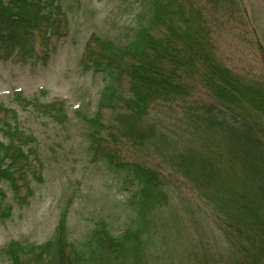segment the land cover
<instances>
[{"label":"trees","instance_id":"1","mask_svg":"<svg viewBox=\"0 0 264 264\" xmlns=\"http://www.w3.org/2000/svg\"><path fill=\"white\" fill-rule=\"evenodd\" d=\"M223 1L227 7L236 4ZM141 3L145 11L131 40L118 44L92 34L82 58L83 69L104 82L94 117L85 118L92 129L89 151L95 161L124 176L125 204L133 216L120 234L102 222L78 244L70 238L68 211H62L45 244L13 240L2 249L11 264H161L158 247L164 242L158 229L170 212V179L158 166L125 160L119 148H105L106 110L119 124L121 145L125 141L163 156L215 215L216 241L206 232L196 240L194 232L185 231L179 264H264V70L246 77L220 59L198 0ZM68 32L60 0H0L5 59L31 52L38 38L47 45ZM16 96L26 105H41L20 92ZM55 105L64 110L63 101L50 107ZM159 110L177 114L179 131L157 128ZM0 136L3 218L12 207L3 186L23 203L33 196L32 179H42V162L35 136L21 126L17 110L4 104ZM200 226L197 221L196 229L203 231Z\"/></svg>","mask_w":264,"mask_h":264},{"label":"rangeland","instance_id":"2","mask_svg":"<svg viewBox=\"0 0 264 264\" xmlns=\"http://www.w3.org/2000/svg\"><path fill=\"white\" fill-rule=\"evenodd\" d=\"M60 1L69 19L67 35L54 36L47 45L38 38L31 52L15 53L8 59L0 51V104L17 110L21 126L38 142L42 162V179H32L33 196L23 203L14 200L11 189L3 186L12 207L9 215L0 216V264H11L1 251L13 240L45 244L53 237L62 211H68L70 238L78 244L102 222L120 234L133 216L125 204L124 176L95 161L89 151L87 135L92 129L85 118L94 117L104 82L83 69L82 58L92 34L118 44L131 40L144 7L141 0ZM198 1L209 19L220 59L242 76L263 74L264 0H236L233 7L223 0ZM18 92L27 99H38L41 105L17 101ZM55 101L65 103L63 111L58 110L59 105L50 107ZM159 111L157 128L179 131L177 114ZM104 114L105 148H119L125 160L158 166L170 179V212L158 229L160 242H164L158 247L161 264H166L163 260L179 264L186 232H194L196 240L206 232L215 242L218 225L210 208L172 172L163 156L135 149L125 141L121 145L114 114L108 110ZM197 221L203 231L196 229Z\"/></svg>","mask_w":264,"mask_h":264}]
</instances>
